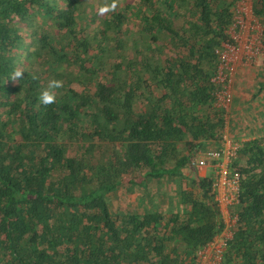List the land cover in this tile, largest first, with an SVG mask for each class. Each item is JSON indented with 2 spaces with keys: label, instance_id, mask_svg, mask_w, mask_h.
I'll list each match as a JSON object with an SVG mask.
<instances>
[{
  "label": "trees",
  "instance_id": "obj_1",
  "mask_svg": "<svg viewBox=\"0 0 264 264\" xmlns=\"http://www.w3.org/2000/svg\"><path fill=\"white\" fill-rule=\"evenodd\" d=\"M119 1L100 15L102 0H0V264H199L225 229L214 166L226 116L211 79L241 0ZM251 6L264 58V0ZM50 79L63 87L37 108ZM254 88L250 101L264 81ZM255 107L256 137L226 167L237 186L220 264H264ZM132 188L113 210L109 195Z\"/></svg>",
  "mask_w": 264,
  "mask_h": 264
},
{
  "label": "built area",
  "instance_id": "obj_2",
  "mask_svg": "<svg viewBox=\"0 0 264 264\" xmlns=\"http://www.w3.org/2000/svg\"><path fill=\"white\" fill-rule=\"evenodd\" d=\"M232 23L227 34L232 42L222 44L221 50L217 51L218 69L211 82L217 85L218 89L213 94L215 104L225 114L226 119L231 112L233 102V87L237 71L242 67L256 65L263 55L261 36L263 28L253 16L251 0H241L234 8ZM235 151V149H234ZM234 154V153H233ZM232 155V154H231ZM217 158L218 155H211ZM206 165L205 159H199L195 163L198 168ZM227 167V165H226ZM218 183L228 185L236 193L237 176L228 181L227 168L221 169V176ZM215 186H217L215 184ZM216 189V187H215ZM235 193L231 200H235ZM231 236L223 232L214 239L201 253L199 264H220L222 254L226 248V242Z\"/></svg>",
  "mask_w": 264,
  "mask_h": 264
},
{
  "label": "rangeland",
  "instance_id": "obj_3",
  "mask_svg": "<svg viewBox=\"0 0 264 264\" xmlns=\"http://www.w3.org/2000/svg\"><path fill=\"white\" fill-rule=\"evenodd\" d=\"M92 0H90L91 2ZM128 2H131L132 0H127ZM106 0H102L99 4H97V8H101L104 6ZM122 1H119L117 3V6L119 4H122ZM96 9V8H95ZM98 21V19H97ZM167 47V46H166ZM264 69V58L261 57V59L258 61L256 65H253L251 67H242L237 71L236 77H235V84L233 87V102L231 105V112L227 119H225V128L223 133V142L221 144V158L220 161L217 162V165L214 166L215 168V174L217 176L216 178V197H218V203L220 206V209L222 210V217L225 223V229L223 233L226 236H231V228L234 224V218H231L229 215V207L233 203V200H231L234 190H231V187L228 185H223V182L218 183L219 178L221 176V169L226 168V165L228 164L229 158L234 155V149L236 148V143L238 141H247L253 136L256 137L254 134V131H256V127L254 126V122L252 120L257 121V117H255L256 112L251 113L248 109V104H254L255 106H259L258 108L255 107V109L258 111L262 106H264V92L261 93L262 95L256 96L254 98V101H250L252 98V92L254 86H256L257 83H260L261 81H264V75L262 74V70ZM257 73L259 77L257 78ZM248 82L250 85H248ZM232 121L236 122V125H232ZM258 122V121H257ZM253 131V132H252ZM242 135V136H238ZM245 135H248L246 137ZM250 135V136H249ZM253 137V138H254ZM232 154V155H231ZM198 158H203L201 155ZM196 159L195 163L197 162ZM197 170H199L202 174L205 171V173L209 172L210 168L208 167H196ZM209 168V169H208ZM230 179H228L229 181ZM135 193H138L137 188H132L129 192L124 193V191H118L111 195H109V198L112 201L113 204V210L121 203V206L124 204H127L128 200L127 198L130 197L129 195H132L130 198H134ZM218 193H223V195L219 196Z\"/></svg>",
  "mask_w": 264,
  "mask_h": 264
},
{
  "label": "clouds",
  "instance_id": "obj_4",
  "mask_svg": "<svg viewBox=\"0 0 264 264\" xmlns=\"http://www.w3.org/2000/svg\"><path fill=\"white\" fill-rule=\"evenodd\" d=\"M117 7V0H111L110 3H106L105 6L99 9V14L104 15L110 11H115ZM25 72L21 69H14L11 74L10 79L18 80L23 77ZM32 80H38L39 76L36 74H32ZM64 82L62 80L50 79L47 83V86L42 88L40 91L39 96L37 97L38 104L36 105L37 108L39 107H48L56 102L57 95L56 90L63 87Z\"/></svg>",
  "mask_w": 264,
  "mask_h": 264
},
{
  "label": "crops",
  "instance_id": "obj_5",
  "mask_svg": "<svg viewBox=\"0 0 264 264\" xmlns=\"http://www.w3.org/2000/svg\"><path fill=\"white\" fill-rule=\"evenodd\" d=\"M219 196L223 195V193H218ZM217 201H218V197H216ZM221 210V209H220ZM222 211V210H221ZM222 213V212H221ZM222 234V233H221Z\"/></svg>",
  "mask_w": 264,
  "mask_h": 264
}]
</instances>
